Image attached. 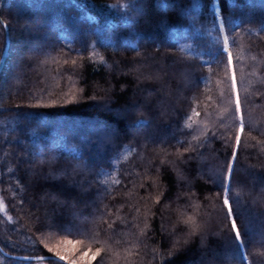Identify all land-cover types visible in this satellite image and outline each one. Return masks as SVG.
I'll use <instances>...</instances> for the list:
<instances>
[{
	"label": "trees",
	"instance_id": "trees-1",
	"mask_svg": "<svg viewBox=\"0 0 264 264\" xmlns=\"http://www.w3.org/2000/svg\"><path fill=\"white\" fill-rule=\"evenodd\" d=\"M211 3L0 0L10 38L0 73L3 251L56 257L45 244L79 240L74 252L61 246L58 264H81L85 251L88 264L97 248L91 264H264V0H228L226 10L217 0L222 29ZM224 36L235 92L216 63ZM4 44L0 24V58ZM241 116L231 185L238 247L214 181ZM68 216L78 227L65 228ZM56 262L0 252V264Z\"/></svg>",
	"mask_w": 264,
	"mask_h": 264
},
{
	"label": "snow or ice",
	"instance_id": "snow-or-ice-1",
	"mask_svg": "<svg viewBox=\"0 0 264 264\" xmlns=\"http://www.w3.org/2000/svg\"><path fill=\"white\" fill-rule=\"evenodd\" d=\"M216 3L217 0H212V3L210 5V10L212 11L213 14V20L211 21V23L213 24V27H218L220 29L223 28L224 24L227 21H224L221 19V17L216 16L215 15V8H216ZM223 4H224V9H227L228 6V0H223ZM157 51H159V49H157ZM95 53H93L94 55ZM137 55H140V53L138 52ZM89 60H91V56L88 57ZM64 65H68L70 70L75 71V69L77 68V60L76 59H72L71 63L69 64V61L66 59L64 60ZM216 63L218 65H224L226 67V69H228V71L225 72V76L228 77L229 72L231 73L230 75V79H231V88L232 90L235 92L236 91V73L235 70L233 68V53L229 48V38L227 36L223 37L222 40V46L217 50V60ZM209 71H211V68H209ZM207 79V78H205ZM67 95V94H65ZM92 99H94V97H92ZM76 101V97L75 95H72L70 99L66 100V103H73ZM57 106L55 104V102L50 103V104H36V105H28V107H55ZM16 107H21V105H16ZM241 109V100L239 97V94L237 93L236 95V99H235V111L237 113L240 112ZM193 114L195 116H199L200 113L195 111V109L192 110ZM189 119L191 117H188ZM241 119V123L237 129L236 135H235V139H234V146L226 141V147H232V151L229 154L228 160L224 166V168L221 171V178L218 182L214 181V183L216 184L217 188L219 189V191L216 192V196L218 199H220L222 201V208L226 209V211L224 212V219L226 221H228V224L226 225V227L228 228V231L230 233H234V235L231 237V242L236 244L238 247L242 246L244 244V241L242 239V233H241V229L240 227H238L237 225V219L240 216V204L241 201L238 198H234L231 195L232 192V176L234 173V165L236 163L237 160V153L239 151V149L241 148V134L244 132V124H243V117H240ZM178 143H182L180 141H178ZM185 151H188V148H185ZM192 151H196L195 148L192 149ZM179 155H182V153H178ZM202 155V153H201ZM195 157H189V159H194ZM163 163V161H162ZM116 183H120L119 180L116 181ZM50 193L45 192L44 195H49ZM115 197H113L114 199ZM157 203L159 202V197L156 198ZM233 205H236V209L234 210ZM138 211V210H137ZM37 219H39V217H37ZM189 220H191V218H189ZM184 223H188V221H184ZM109 228L112 227V224L108 225ZM141 234H144L143 232ZM192 234H196L195 229L193 230ZM187 240L185 241V244H187ZM82 243L81 241L77 240V241H72V240H67V241H57L54 245L49 246L48 244H45L44 246L48 249V252H52L55 253V256L58 257V261H62V260H66L67 256L62 254L60 251V248L62 245H72L73 249H75V246L77 244ZM90 251V250H89ZM153 251H156L155 249ZM102 252V249L97 248L95 253L92 254L90 260L88 261V264H91V260H95L96 257L100 256ZM173 255L172 250L169 251V257H171ZM88 256V252L85 251L83 252V255L80 257V262L81 264H83L84 262V257ZM45 257H37V259H44ZM58 261L56 262V264H58ZM71 264H77V261L75 259H73L71 261Z\"/></svg>",
	"mask_w": 264,
	"mask_h": 264
},
{
	"label": "water",
	"instance_id": "water-1",
	"mask_svg": "<svg viewBox=\"0 0 264 264\" xmlns=\"http://www.w3.org/2000/svg\"><path fill=\"white\" fill-rule=\"evenodd\" d=\"M0 24L2 25V27L4 28L5 31V44H4V48L1 54V58H0V73L4 67L7 55H8V50H9V46H10V38H9V31H8V27L6 25V23L0 18ZM0 252L9 259H15V260H19V261H25V262H41V261H47V260H54V261H58L57 257H50V256H22V255H12L9 253H6L5 251H3V249L0 247ZM37 257H45L44 259H37ZM58 262H64L62 261H58Z\"/></svg>",
	"mask_w": 264,
	"mask_h": 264
},
{
	"label": "rangeland",
	"instance_id": "rangeland-1",
	"mask_svg": "<svg viewBox=\"0 0 264 264\" xmlns=\"http://www.w3.org/2000/svg\"><path fill=\"white\" fill-rule=\"evenodd\" d=\"M145 104H148V102H145ZM205 175L209 177L211 174L208 173V172H206ZM68 217H69L68 219H70V222L67 221L68 223L65 224V228L71 230V229H73V228L78 227V226H76V222H75V220H73L70 216H68ZM51 242H52L53 244L56 243V242L54 241V239L51 240ZM69 247H70V250H72V251L74 252L75 250H78L77 248L79 247V244H77V245L75 246V249H73V246H72V245H69ZM54 254H55V253H54Z\"/></svg>",
	"mask_w": 264,
	"mask_h": 264
}]
</instances>
